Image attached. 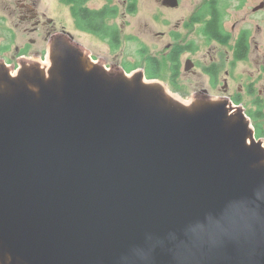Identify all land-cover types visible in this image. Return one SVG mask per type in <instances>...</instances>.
Returning <instances> with one entry per match:
<instances>
[{
  "label": "water",
  "instance_id": "obj_1",
  "mask_svg": "<svg viewBox=\"0 0 264 264\" xmlns=\"http://www.w3.org/2000/svg\"><path fill=\"white\" fill-rule=\"evenodd\" d=\"M49 59L0 79V264H264V145L241 107H175L63 41Z\"/></svg>",
  "mask_w": 264,
  "mask_h": 264
},
{
  "label": "flooded vegetation",
  "instance_id": "obj_2",
  "mask_svg": "<svg viewBox=\"0 0 264 264\" xmlns=\"http://www.w3.org/2000/svg\"><path fill=\"white\" fill-rule=\"evenodd\" d=\"M124 3L129 15H136L141 3L147 7L148 16L141 25L133 22L130 37L132 42L139 37L144 63L157 58L152 51L153 46H158L162 58L179 63L175 82L184 96L212 102L225 99L243 106V111L248 110L246 104L250 106L247 114L251 111L254 122L264 128V0H124ZM53 8L58 10L59 5L54 4ZM52 12L43 0H0V79L21 80V73L28 69L31 75L24 79L34 81L42 68L39 58L50 54L43 56L40 43L51 50L55 41H63L79 50V44L64 26L58 30ZM112 20L105 25L117 26ZM95 23L103 26L98 15ZM105 40L109 43L110 38ZM189 60L193 68L186 70ZM244 64L255 67L248 79L239 70ZM199 65L203 68L199 73L206 81L201 78L199 82H189L188 75ZM120 69L125 71L123 67Z\"/></svg>",
  "mask_w": 264,
  "mask_h": 264
},
{
  "label": "rangeland",
  "instance_id": "obj_3",
  "mask_svg": "<svg viewBox=\"0 0 264 264\" xmlns=\"http://www.w3.org/2000/svg\"><path fill=\"white\" fill-rule=\"evenodd\" d=\"M44 6L49 7L52 9V17L55 19V21L58 24V30L61 31L64 26L65 30L69 32L73 37L76 43L79 44V50L82 52L88 60L91 62L94 61L98 64H102L103 66H100L102 69H105V71H112L111 72H121L120 67H125L126 65H136L140 62V69L137 70L138 72H144V56L142 51V43L140 42L139 37H136L137 41L132 42L131 37V26L134 21L139 22L140 25L142 24L143 20L148 16L147 14V7L143 3L140 4L139 11L136 15H129L126 13V6L124 3V0H90L87 4V7L93 10H96L94 8L100 9L104 8L106 6H109V8H116L117 16L111 21L115 25H117L118 28H120L121 32V40H120V46L118 49L113 50L108 41L100 39L95 34H88L82 33L79 31V29L76 27L73 14H72V8L71 5L65 3L62 0H43ZM59 5V9L55 10L53 8V5ZM139 25V26H140ZM151 36H146V39ZM42 46V53L45 52V54H41L43 56H46L50 53V49L46 50L45 44L42 45L40 43L39 47ZM154 51H152V54H155L158 58V60L161 62V65L164 66V79L162 80H156L154 81L153 85H159L163 92L162 94H166L169 99L172 100V98L177 99L181 102L182 106H191L193 102L195 101L190 95L187 97L183 95V93L178 90H176V87L174 86L173 82H171L170 73L168 71L167 65H170L168 63V60L162 58L159 54V47L153 46ZM40 59V65L42 67L46 68L47 64H50V59L47 56L39 58ZM98 61V62H97ZM112 64H118L116 66L111 67ZM120 64V65H119ZM104 67V68H103ZM203 68L199 65L197 68H195L194 73H190L188 75L189 82H199L201 78L206 81V78L200 74L199 72H202ZM240 72L244 71L246 73V79L249 78V74L253 73L255 71V67L249 64H244L239 67ZM144 74V73H143ZM132 76V75H130ZM145 77V76H144ZM147 80V79H146ZM176 85V82H175ZM175 88V89H174ZM225 99H221L219 102H223ZM251 100H248L250 102ZM229 108H234L231 104H229ZM246 108L248 110L250 109V106L246 105ZM243 108V106H241ZM244 109V108H243ZM247 111H245L246 119L250 122L251 128L254 127V123L252 122V119L247 114ZM236 112L232 111L231 115H235ZM256 124V123H255ZM253 126V127H252ZM252 130V129H251ZM252 140V139H251ZM259 144L263 143L264 145V139L257 140Z\"/></svg>",
  "mask_w": 264,
  "mask_h": 264
},
{
  "label": "trees",
  "instance_id": "obj_4",
  "mask_svg": "<svg viewBox=\"0 0 264 264\" xmlns=\"http://www.w3.org/2000/svg\"><path fill=\"white\" fill-rule=\"evenodd\" d=\"M62 1L71 5L73 18L76 27L79 29V31H85L95 34L96 36H99L103 40L110 38L109 41L110 47L113 50L119 48L120 40H121V36H120L121 34L119 33V28L117 26L111 28L105 25V23L108 20L114 19L116 17L117 14L116 8H109V6H106L101 10H93L86 6V3L89 0H62ZM97 15L99 16V19L103 22V26H100L95 23V19ZM167 60L168 63H170V65H167V68L170 73L171 82H173L174 86L176 87V90L180 91V89L175 85V77L180 68V65L179 63H177V60L171 58H168ZM139 64L126 65L124 67V70L128 73H131L137 69H140ZM143 69L145 72V76L148 80L164 79V66L161 65V62L158 60V58H154V59L151 58L147 62L145 61ZM236 102L240 103L239 100H237ZM248 114L251 117L252 122L254 123L255 137L257 139H264V128L255 124L254 122L255 115L251 111Z\"/></svg>",
  "mask_w": 264,
  "mask_h": 264
},
{
  "label": "bare ground",
  "instance_id": "obj_5",
  "mask_svg": "<svg viewBox=\"0 0 264 264\" xmlns=\"http://www.w3.org/2000/svg\"><path fill=\"white\" fill-rule=\"evenodd\" d=\"M43 68V70L46 72V75L48 74V70L51 68V61H50V64H47L46 65V68L45 67H42ZM132 76H128V78L130 79V80H132V81H136L138 78H140L141 77V83L144 85V86H150L149 88H151V89H153V90H157L158 92H160V93H162L160 90H162V88L159 86V85H156V84H154L153 85V83H154V81H149V80H146V78L144 79L143 78V75H142V73L141 72H135V73H133V74H131ZM48 76V75H47ZM168 98V97H167ZM168 100H169V102H170V104H172L173 106H177V107H179V108H185L186 109V111H194L197 107H199V103H196V101H194L193 102V104L190 106H182L181 105V102L180 101H178L177 99H175V98H172V100L171 99H169L168 98ZM235 105H237V104H235ZM248 121V120H247ZM249 125H250V127H251V124H250V122L248 121L247 122ZM253 127V126H252ZM253 129H254V127H253ZM255 130V129H254Z\"/></svg>",
  "mask_w": 264,
  "mask_h": 264
},
{
  "label": "built area",
  "instance_id": "obj_6",
  "mask_svg": "<svg viewBox=\"0 0 264 264\" xmlns=\"http://www.w3.org/2000/svg\"><path fill=\"white\" fill-rule=\"evenodd\" d=\"M229 104H231L234 107V109L237 107V105H235L234 103L229 102Z\"/></svg>",
  "mask_w": 264,
  "mask_h": 264
}]
</instances>
